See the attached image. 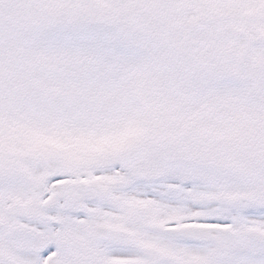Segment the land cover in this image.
Returning <instances> with one entry per match:
<instances>
[{
  "label": "snow or ice",
  "instance_id": "1",
  "mask_svg": "<svg viewBox=\"0 0 264 264\" xmlns=\"http://www.w3.org/2000/svg\"><path fill=\"white\" fill-rule=\"evenodd\" d=\"M0 264H264V0H0Z\"/></svg>",
  "mask_w": 264,
  "mask_h": 264
}]
</instances>
